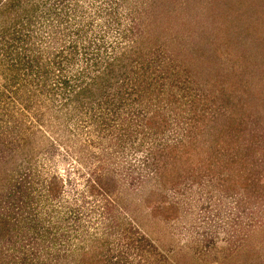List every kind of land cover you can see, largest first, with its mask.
Wrapping results in <instances>:
<instances>
[{
    "label": "rangeland",
    "instance_id": "374dc122",
    "mask_svg": "<svg viewBox=\"0 0 264 264\" xmlns=\"http://www.w3.org/2000/svg\"><path fill=\"white\" fill-rule=\"evenodd\" d=\"M0 264H264V0H0Z\"/></svg>",
    "mask_w": 264,
    "mask_h": 264
},
{
    "label": "trees",
    "instance_id": "16d2710c",
    "mask_svg": "<svg viewBox=\"0 0 264 264\" xmlns=\"http://www.w3.org/2000/svg\"><path fill=\"white\" fill-rule=\"evenodd\" d=\"M150 124H151V123H150ZM150 124H149V125H150Z\"/></svg>",
    "mask_w": 264,
    "mask_h": 264
}]
</instances>
